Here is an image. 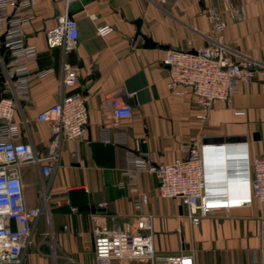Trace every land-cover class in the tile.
I'll use <instances>...</instances> for the list:
<instances>
[{"label": "crops", "instance_id": "1", "mask_svg": "<svg viewBox=\"0 0 264 264\" xmlns=\"http://www.w3.org/2000/svg\"><path fill=\"white\" fill-rule=\"evenodd\" d=\"M210 7L226 22L221 34L207 14ZM66 10L77 22L78 40L64 53L59 46H47L46 32ZM102 24L111 25L112 33L99 36L96 29ZM22 33L37 56L29 64L26 94L19 95L16 84L10 94L19 141L46 152L50 125L38 121L37 114L64 95L80 92L88 109L85 134L78 141H61L49 177L42 176L37 163L21 168L26 205H41L43 186L47 197L22 264H97L94 238L132 233L140 214L153 216L157 257L186 254L194 264H261L264 202L254 199L248 206L211 211L191 224L187 204L181 197H160L155 176L138 172L137 191L118 184L127 182V152H152L159 162H170L185 155L186 144L201 148L206 198H223L234 184L250 178V161L264 155V0H34ZM142 36L154 45L144 46ZM211 44L255 66L230 104L214 103L201 123L194 96H177L168 88L165 57L172 50L195 52ZM64 63L77 71L73 88L61 84ZM43 70L49 71L40 76ZM122 104L132 109V117L118 125L127 132L128 143L99 142V127L109 124L114 108ZM138 193L147 197L140 210L134 207ZM84 206L95 211H80ZM31 244H55L56 251L34 253ZM113 263L151 264L147 258Z\"/></svg>", "mask_w": 264, "mask_h": 264}, {"label": "built area", "instance_id": "2", "mask_svg": "<svg viewBox=\"0 0 264 264\" xmlns=\"http://www.w3.org/2000/svg\"><path fill=\"white\" fill-rule=\"evenodd\" d=\"M33 2L0 0V36L5 33L4 53H0L3 78L0 82V264H22L36 220L47 202L46 188L43 186L41 205H26L21 168L29 163H37L42 176L49 177L57 162L61 141L80 140L88 124L86 99L80 92H72L37 114L38 121L50 125L51 138L44 154L35 152L30 144L19 141V132L13 121L14 100L10 94L15 84L19 95L26 94L29 64L37 56L36 48L25 43L22 33V27L28 23ZM239 11L243 16V9ZM207 14L214 30L221 34L226 22L211 7L207 9ZM96 31L104 37L112 33L113 27L102 24ZM77 40V22L68 16L67 10L58 18L57 24L46 32L47 46H59L64 53L72 49ZM4 54L8 56L6 64ZM165 62L168 68V88L177 96H194L196 118L201 123L207 121L214 103L230 104L240 85L252 78L255 66L249 59L234 60L220 44L206 45L195 52L172 50L166 54ZM48 71H40L39 75L44 76ZM76 83V69L64 63L62 86L73 88ZM234 114H243V111L234 110ZM131 117L132 109L129 105L122 104L114 108L111 122L98 129V141L116 146L126 145L129 136L118 125L120 119ZM183 151V157L174 158L170 162H159L152 152H127V167L123 173L127 182H120L118 186L123 188L127 185L132 191H137L138 172L155 176L159 196L181 197L189 208L191 224H197L201 216L211 211L248 206L254 199L264 202V155L250 161V178L247 181L234 184L223 198L209 199L205 197V171L200 146L186 144ZM146 201V195L138 193L134 207L140 210ZM152 229L153 216L140 214L132 233L96 236L93 254L97 264H114L113 260L131 258H147L151 264H194L191 255L155 256ZM259 237V262L264 264V214L259 216Z\"/></svg>", "mask_w": 264, "mask_h": 264}, {"label": "water", "instance_id": "3", "mask_svg": "<svg viewBox=\"0 0 264 264\" xmlns=\"http://www.w3.org/2000/svg\"><path fill=\"white\" fill-rule=\"evenodd\" d=\"M139 27H140V20H137L136 21V33L138 34L139 32ZM136 34V35H137ZM4 35L5 33H3L1 36H0V43H1V46H0V53L3 54L4 53V45H3V42H4ZM143 39H144V46H147V47H152L154 45V43L151 41L150 38H147L145 36H142ZM8 62V56L6 54H4V63L6 64ZM3 78H2V75H1V71H0V82H2ZM80 211H87V210H91L92 212L95 211V208L94 207H89V206H84V207H81L79 209Z\"/></svg>", "mask_w": 264, "mask_h": 264}, {"label": "rangeland", "instance_id": "4", "mask_svg": "<svg viewBox=\"0 0 264 264\" xmlns=\"http://www.w3.org/2000/svg\"><path fill=\"white\" fill-rule=\"evenodd\" d=\"M41 191V190H40ZM44 217L46 218V213L44 211V216L41 215L40 218H39V223L38 225H42L43 224V220H44ZM31 247L34 251V253H38V252H41L43 250H47L48 252L51 251V252H55L56 251V248H55V244H31ZM31 251V250H30ZM29 250L26 252L25 254V257H28L27 255L29 254ZM57 253V252H56Z\"/></svg>", "mask_w": 264, "mask_h": 264}]
</instances>
